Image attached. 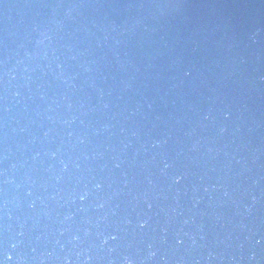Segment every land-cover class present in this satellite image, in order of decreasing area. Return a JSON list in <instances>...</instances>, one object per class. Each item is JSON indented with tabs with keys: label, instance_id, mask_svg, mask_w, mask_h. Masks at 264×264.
Returning <instances> with one entry per match:
<instances>
[{
	"label": "water",
	"instance_id": "1",
	"mask_svg": "<svg viewBox=\"0 0 264 264\" xmlns=\"http://www.w3.org/2000/svg\"><path fill=\"white\" fill-rule=\"evenodd\" d=\"M46 28L53 39L38 47ZM256 28L264 30V0H0V241L7 224L10 235L23 240L13 255L39 264L32 258L52 251L57 238L67 240L61 229L81 236L91 231L82 245L90 247L99 244L97 232L115 234L119 226L121 239L109 242L120 245L114 257L143 249L145 241L179 256L191 243L181 235L185 246H177L182 229L205 245L200 254L211 248L238 256L244 234L233 226L241 217L223 191L264 177V31L259 43L248 39ZM5 67L15 76L8 77L7 113ZM164 133L171 138L161 153L151 139ZM57 151L56 159L47 155ZM234 156L247 160L251 171ZM61 159L69 162L62 176ZM165 159L173 168L164 169ZM5 170L14 184L4 183ZM175 175H184L181 184L172 183ZM97 181L100 192L93 189ZM86 186L92 195L80 201ZM254 191H264V180ZM102 201L107 204L98 209ZM257 216L264 217V207ZM129 220L149 226L141 233ZM21 230L23 237L16 235ZM107 247L93 255H106Z\"/></svg>",
	"mask_w": 264,
	"mask_h": 264
},
{
	"label": "clouds",
	"instance_id": "2",
	"mask_svg": "<svg viewBox=\"0 0 264 264\" xmlns=\"http://www.w3.org/2000/svg\"><path fill=\"white\" fill-rule=\"evenodd\" d=\"M75 6V5H73ZM178 7V5L176 6ZM57 28L62 26V22H56ZM262 29L256 28L254 31L250 32L248 35V39L251 41L252 44L259 43V37L262 34ZM40 38L37 40V46H46V42H51L53 39L52 29L46 28L39 33ZM53 55L55 56V52L53 51ZM47 57V52H45V58ZM29 58H31V55L29 54ZM75 59V57H73ZM241 63H244L245 60L241 58ZM27 70V69H26ZM90 70V69H89ZM4 91H5V108L4 111L7 113V93H8V86H9V79L8 77H11L12 79H15V76L12 74L11 71L5 67L4 73ZM67 82V80L65 81ZM16 95H19V93H16ZM107 108L108 105H105ZM152 105L149 104V108H151ZM230 118V113H225V119ZM205 121L211 120L212 116L211 113L205 115L203 117ZM63 123L67 125H71L72 121H64ZM105 128H107V125H105ZM226 131L225 128H220V133L223 134ZM48 133H45V136H47ZM188 135H192V133H188ZM170 135L168 133H164L162 138L160 139H151V148L152 149H159L161 153L165 150ZM5 139H7V132H5ZM80 143H84L83 139H80ZM198 141L194 142L192 145L191 151L197 150ZM130 144L125 145V148L129 147ZM145 151H147V146H142ZM59 151V150H58ZM57 152H50L47 153V155H50L52 159H56ZM39 153H36L33 159H37L39 157ZM102 155V154H101ZM8 153L7 150L5 151L4 159L7 160ZM235 160V163L240 165L244 172H249L251 169L249 168L248 161L239 157H233ZM71 160V157H69V161ZM254 164H259V157L254 156L253 161ZM124 163V161H119L115 163L116 168H120L121 165ZM60 164L62 165L61 170V176L64 172L69 171V162L65 161L63 159L60 160ZM164 169L173 168V164L169 163L167 159L163 161ZM76 167L78 168L79 165L77 164ZM228 167H231V161L229 162ZM5 180V184L9 183H15V181L9 177V173L7 170L3 173ZM61 177H56L57 180H59ZM173 184H181L184 180V175H175L170 177ZM93 180H95V177H93ZM261 180H264V177L255 178L251 181V184L247 188H243V190H240V186L237 187V189L234 190H228L227 188L223 191V197L225 202H231L234 206L237 208L236 214L241 217V220L239 223L235 224L233 226V232H240L244 234V241L241 242L238 245L240 254L238 256L236 255H225L223 253H217L213 251L211 248L207 250L206 255L200 254L197 252L198 249H202L205 247L204 244L198 243L197 240V234L196 233H189L184 232L182 229L180 232L176 233L177 246H185V241L180 239L179 237L181 235L187 237L191 243L185 246V254L184 255H171L168 254H162L160 247H158V242L156 241H145L144 242V248L143 249H136L135 253H119L117 256H113V253H117L120 245L117 243L114 246H109V242H117L121 239L119 236V232L122 230L119 226H117L116 233H108L106 231H100L96 233V237L99 240V244H92L90 247H82V245L85 244V241L93 235V233L87 229L83 231V236L79 234V232H72L70 228H64L61 229L59 232L60 237H64L67 235V240H61L57 238L55 240V247L52 251L45 250L44 252H41L38 256H35L32 258V260H38L39 264H49V262H52V264H98L100 261H106L107 264H243V262L247 261V264H264V217H258L257 212L260 207H264V191H261L259 195L256 194L254 189L258 188L261 184ZM26 182V181H25ZM20 185H17L19 187ZM221 187H224L223 185ZM93 189L96 192H100L103 189V184L101 182H95L93 184ZM215 186H213L211 189L208 187H205V192L215 191ZM29 196L32 195L31 192L28 193ZM92 195V192L87 189V186L85 188V191L79 195L80 201H85L88 199V197ZM55 199V197H53ZM248 200L250 202L246 203L245 201ZM75 201V194H73V202ZM147 202V201H145ZM195 204H199L200 200L197 198L194 201ZM107 204V201L99 202L97 207L98 209H104ZM242 208V211H241ZM5 213L8 212V202L5 201L4 205ZM112 215H115L114 212L111 213ZM217 221H221L223 219L222 214L220 213H214L213 214ZM67 220H72L73 217L69 215L66 217ZM104 223L108 222V215H105L101 218ZM245 221H248V223H245ZM195 221H193L194 223ZM126 224L133 227L135 231L143 232L149 225L146 220L143 221H137L135 224H132V222L126 221ZM185 223H188V221H185ZM96 227H99V221L96 224ZM21 229H23V225L21 226ZM203 226L201 225L198 228L199 233H203ZM165 233H167V230H165ZM17 236L23 237L24 232L21 230L16 234ZM204 235H199V240L203 241L205 240ZM239 239V237H236ZM233 239V233L230 232L227 236V240L230 241ZM11 241V242H10ZM164 244H167L166 238L163 240ZM219 243H225L227 247H231V244H227V241H219ZM0 244H2V251H3V257L0 258V264H9V262L15 260V264H31V260L23 254H18L16 256L13 255V253L17 252V249L22 247L23 240L16 239L15 236L10 235V226L5 225L4 226V237L3 240L0 241ZM66 245H70L71 247L67 248ZM107 247V254L104 256H101L99 254L93 255V249L97 250V253L104 250L105 247ZM59 248L60 252H65L66 254L61 256L57 254L55 248ZM128 248L132 247L131 243H128ZM246 249V251H245ZM36 249H33V252H35ZM74 257V259H73Z\"/></svg>",
	"mask_w": 264,
	"mask_h": 264
}]
</instances>
